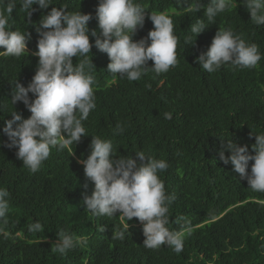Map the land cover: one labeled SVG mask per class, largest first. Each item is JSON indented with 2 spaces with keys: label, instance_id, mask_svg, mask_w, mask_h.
I'll list each match as a JSON object with an SVG mask.
<instances>
[{
  "label": "trees",
  "instance_id": "16d2710c",
  "mask_svg": "<svg viewBox=\"0 0 264 264\" xmlns=\"http://www.w3.org/2000/svg\"><path fill=\"white\" fill-rule=\"evenodd\" d=\"M136 2L147 8L148 15L134 39L146 37L153 29L151 11L170 14L179 41L178 64L159 75L149 68L138 81L113 76L107 70L108 55L95 47V37L90 35L93 48L87 56L96 66L92 73L96 108L83 122L88 135L71 145L72 155L52 149L34 174L17 157L18 148L6 146L9 140L3 128L12 118L10 112L16 109L25 119L31 116L23 102L11 104L13 85L18 80L27 87L37 71L39 57L32 53L37 50L36 29L43 15L60 6L91 13V33L98 30L99 0H51L48 9L32 14L31 23L19 3L11 14L13 30L29 32L31 39L29 55L0 57V187L10 193L8 223L0 225L8 234H0V264H264V203H260L264 193L249 189L247 179H241L219 155L228 139L248 145V153L254 155L255 133H264V25H255L242 0H234L230 11L218 14L214 24L197 38L192 36L195 44L187 46L184 40L191 35L190 25L206 19L211 0H201L198 12L187 8L194 0ZM5 8L0 0V11ZM219 27H230L258 45L262 59L257 69L230 65L214 73L202 69L196 58L208 50ZM153 63L150 60L147 67ZM29 97L35 99L32 93ZM165 113L172 118L165 119ZM117 123L125 131L113 135ZM92 135L111 140L116 158H136V151H143L167 161L169 167L160 177L166 193L176 197L168 227L179 229L176 218L183 216L192 228L182 252L177 254L166 245L158 250L145 248L138 218L121 220L119 212L111 218L96 217L86 209L84 196L91 195L95 185L78 160L90 155ZM225 155L231 152L226 150ZM253 163L249 161V174ZM37 221L44 231H29L28 226ZM127 223L129 229L124 227ZM60 230L87 237V245L66 255L54 253L52 245ZM116 230L124 231L125 238L114 239Z\"/></svg>",
  "mask_w": 264,
  "mask_h": 264
},
{
  "label": "clouds",
  "instance_id": "9594fccd",
  "mask_svg": "<svg viewBox=\"0 0 264 264\" xmlns=\"http://www.w3.org/2000/svg\"><path fill=\"white\" fill-rule=\"evenodd\" d=\"M6 8L0 11V57L19 58L29 55V32L13 30L9 18L19 3L26 13L28 22L37 10L48 9L51 0H3ZM251 13L255 25H264V0H242ZM234 0H211L205 12L206 19H197L190 25L191 35L186 36L185 45H194L196 38L205 29L214 24L218 14L230 11ZM38 5V8L33 7ZM201 0L187 7L189 11L198 12ZM147 8L136 0H99L96 9L98 30L89 32L91 13L69 11L66 6L53 7L43 15L37 25L39 35L37 50L32 53L39 57L37 71L32 81L25 87L18 80L13 85L11 104L23 102L31 112L29 118H23L18 111H12L11 119L3 128L9 143L7 147L18 148L17 157L31 173L40 170L52 149L67 150L72 154L71 145H77L83 136L88 135L83 122L90 111L96 108L95 78L96 68L87 54L92 53L93 43L90 35L95 37V47L108 55L110 63L107 70L113 76L126 77L129 81H138L147 69L157 75L167 73L178 64V37L174 34L171 15L165 12L151 11L148 17L154 27L148 35L140 40L134 36L144 27ZM204 21H207L205 23ZM150 41V43H149ZM78 62L74 64L73 58ZM203 70L214 73L224 65L234 69H257L262 55L258 45L247 42L242 35L232 28H222L216 32L206 52L197 58ZM152 67H147L149 61ZM264 88V85H261ZM29 93L35 96L32 100ZM2 108V107H0ZM171 119V113L164 114ZM15 125V126H14ZM125 127L117 123L113 135L122 134ZM66 133V135L64 134ZM90 155L78 160L84 166L86 177L94 183L91 195L85 194L83 203L86 209L96 217L119 216L121 220L131 221L138 218L143 223L146 237L143 246L158 250L162 246L182 252L184 240L192 228L187 218H176L179 229L171 230L169 209L176 199L174 194H167L160 173L169 165L166 160L136 151V158L120 156L111 140L92 135ZM3 143V142H0ZM255 154L248 153V145L240 146L231 139L222 144L220 159L224 164L231 163L233 171L241 179H247L249 189L264 193V133H255L252 145ZM231 155H225V151ZM249 161H254L251 173L248 172ZM87 187V185H85ZM10 193L0 187V225L8 223L10 213ZM264 203V201L260 202ZM129 229V223L124 225ZM32 232L44 231L39 221L28 226ZM103 231V229H101ZM0 234L7 232L0 226ZM58 239L52 245V251L66 255L76 247H85L87 237L70 234L64 230L58 233ZM114 239H124L125 232L114 231Z\"/></svg>",
  "mask_w": 264,
  "mask_h": 264
}]
</instances>
